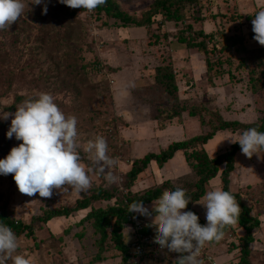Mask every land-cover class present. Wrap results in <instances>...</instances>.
<instances>
[{"label":"rangeland","instance_id":"374dc122","mask_svg":"<svg viewBox=\"0 0 264 264\" xmlns=\"http://www.w3.org/2000/svg\"><path fill=\"white\" fill-rule=\"evenodd\" d=\"M115 1L136 17L153 2ZM45 3L47 14H41L43 5L30 4L31 10L26 8L9 30L0 31V111L15 112L17 105L40 92L52 94L66 116L77 118V139L82 147L97 135L106 139L108 155L117 160L109 171L118 180L108 183L104 174L93 171L87 192L54 189L51 198H42L38 193L33 197L20 193L12 174L0 175V211L13 219L28 223L44 209L73 205L96 187L109 191L117 187L116 195L121 198L132 160L209 131L211 125L218 124L217 117L251 123L264 115V84L250 81V70L264 53L252 31V20L264 8V0H200L194 10H182L181 20H164L157 15L149 28L118 26L115 20L69 8L58 0ZM187 25L214 36L207 48L214 49L209 57L218 61L216 71L207 72L203 52L178 42ZM159 66L172 69L175 93L162 90L155 77ZM174 104L184 110L167 119ZM190 109L197 114L189 115ZM10 123L11 118L0 120V159L22 142L7 138ZM240 133L217 131L204 146L206 152L214 156L226 150L229 138L238 139ZM81 156L87 159L83 161L86 166L94 167L86 153L81 151ZM235 162L229 189L241 195L259 220L251 231L247 264H264V151L248 158L240 150ZM166 179L176 188H195L197 176L189 172L180 151L162 167L151 161L130 190L142 192ZM211 189H221L219 175L205 185V192ZM200 199L192 207L205 219ZM112 201L100 200L93 205L105 206ZM88 210L54 217L35 226L32 235H19L16 254H24L32 264H118L121 255L113 243L107 240L99 252V236L93 233L90 222H80ZM243 235L244 229L236 223L219 242L205 244V252L218 264H238ZM146 250L148 255L132 260L133 264H172L175 258L174 253ZM97 255L104 261L93 262Z\"/></svg>","mask_w":264,"mask_h":264},{"label":"clouds","instance_id":"9594fccd","mask_svg":"<svg viewBox=\"0 0 264 264\" xmlns=\"http://www.w3.org/2000/svg\"><path fill=\"white\" fill-rule=\"evenodd\" d=\"M72 9H84L92 12L104 5L106 0H58ZM43 5L42 15L47 14L45 0H0V31L9 30L24 15L29 5ZM253 39L264 46V8L256 12L252 20ZM223 43V41H222ZM11 118L6 132L8 139L15 137L22 141L11 148L9 154L0 159V175H13L20 193L29 197L51 198L53 190H73L76 194L87 192L92 186L91 173L104 174L108 183H116V177L110 168L117 164L114 157L108 155L106 139L97 135L81 146L78 141L77 118L66 116L55 103V98L47 92L25 99L16 106L15 112L0 111V120ZM238 143L242 154L251 158L264 151V132L252 127L239 134L238 139L229 138ZM81 151L88 155L92 166H86ZM107 170V171H106ZM191 202L186 190L176 188L165 190L152 202L151 209L143 201H133L127 212L133 213V219L143 216L151 219L147 225L155 229L153 242L161 251L176 253L175 264H203L199 259L201 249L207 243L219 242L225 235V228L237 223L241 208L231 191L211 189L205 192L198 204L206 209V225L199 223V216L185 210ZM133 229L123 227L125 243L131 237ZM19 248L15 232L4 223H0V264H32L24 254H16Z\"/></svg>","mask_w":264,"mask_h":264},{"label":"trees","instance_id":"16d2710c","mask_svg":"<svg viewBox=\"0 0 264 264\" xmlns=\"http://www.w3.org/2000/svg\"><path fill=\"white\" fill-rule=\"evenodd\" d=\"M200 0H153L148 9L145 10L141 17L133 16L124 11L118 2L115 0H106L104 5L97 7L92 11L95 17L105 16L108 20L112 19L119 22L118 26H133V27H146L149 28L153 23L154 17L161 15L164 20L179 21L182 19V10H191L194 6H199ZM211 3L212 0H207ZM194 10V9H193ZM192 10V11H193ZM146 30V29H145ZM214 38L213 35H207L203 30L199 29L194 31L191 25H187L186 29L178 35L177 40L179 43L184 44L186 47L194 48L197 51H201L205 54V65L207 72L216 71V65L219 64L217 60H212L209 57V50L207 48V42ZM264 52V51H262ZM156 79L159 84L162 85V90L167 94H173L177 91V85L174 79V73L168 66H159L156 69ZM250 81L255 84H264V53L259 58V61L254 65V69L250 70ZM254 74V75H253ZM254 90V87H252ZM183 107H177L175 104L169 108L167 119L179 116ZM195 109L189 111V115H196ZM218 124L211 125L210 130L200 134L193 135L183 140L174 141L159 152H147L142 157L132 160L130 169L125 173L124 196L118 197L116 191L117 187H114L112 191H109L105 187H96L92 190L91 194L78 198L71 206L53 207L44 209L41 214L31 217L28 223H24L19 220L13 219L12 215L6 211H0V223H4L15 232L17 237L21 234L26 236L32 235L35 226L46 223L54 217H67L72 213L87 209L89 210L81 218L80 222H90V226L93 229V233L98 235L99 252L103 251L104 243L107 240L113 243L114 248L120 252L121 259L118 264H133L131 260L130 244L133 241V231L129 234L131 239L125 243V235L123 234V227L130 224L129 213L127 212L128 205L133 201H143L144 204L152 203L156 201L165 190H174L169 179L164 180L162 183L154 185L142 192L132 193L130 188L137 175L142 172L147 165L153 161L160 167L170 160L176 151H180L186 162L189 172L193 171L197 179L194 183L195 188L191 191H186L187 196L191 198V202L185 209L194 212L196 211L192 207V204L202 197L205 193V185L209 180L213 179L217 175L220 177L221 189L230 191L229 189V175L237 166L236 154L240 151V145L238 143H231L229 147L214 156H209L205 150V145L211 139L217 131L230 130V131H244L249 128L255 127L258 131L264 132V115L258 118L255 122L244 123L238 120H224L217 117ZM84 162L87 159L83 158ZM171 184V185H170ZM232 194L235 196L241 212L239 214L237 224L244 229V235L242 237L243 247L238 264H247L248 244L253 241L252 229L259 225L258 218L251 213L250 206L246 205L239 193ZM110 201L105 206L95 207L93 205L96 201ZM198 215V214H197ZM199 223L205 225V219L199 217ZM132 228V226H131ZM231 228L228 226L224 231ZM155 243L152 241L148 250H155ZM163 252H166L163 251ZM99 254V253H98ZM174 260L172 264H175L177 254L174 253ZM104 257L97 255L93 262H101Z\"/></svg>","mask_w":264,"mask_h":264},{"label":"built area","instance_id":"2783aa9c","mask_svg":"<svg viewBox=\"0 0 264 264\" xmlns=\"http://www.w3.org/2000/svg\"><path fill=\"white\" fill-rule=\"evenodd\" d=\"M133 213H129V221L131 223L133 229V241L130 244V256L131 260L144 257L148 255L147 247L150 246V243L153 241V237L155 235V229L152 227H148L151 223V220L143 217L138 216L135 220L132 218ZM155 250L160 252L159 246L157 244L154 245ZM206 245L201 249V253L199 259L203 262V264H218V262L205 252ZM153 251V252H154Z\"/></svg>","mask_w":264,"mask_h":264},{"label":"crops","instance_id":"0c3cea01","mask_svg":"<svg viewBox=\"0 0 264 264\" xmlns=\"http://www.w3.org/2000/svg\"><path fill=\"white\" fill-rule=\"evenodd\" d=\"M143 34H146V30L144 31V33H142L141 35ZM143 36H146V35H143ZM237 168V166H236ZM152 203H147V204H144V205H151ZM151 209V206L149 207ZM149 219V218H148ZM151 220V219H150ZM207 223V222H206ZM126 226H130L129 224H127ZM131 227V226H130Z\"/></svg>","mask_w":264,"mask_h":264}]
</instances>
